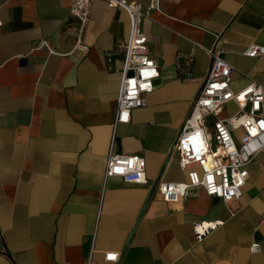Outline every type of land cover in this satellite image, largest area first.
<instances>
[{"label":"crops","instance_id":"1","mask_svg":"<svg viewBox=\"0 0 264 264\" xmlns=\"http://www.w3.org/2000/svg\"><path fill=\"white\" fill-rule=\"evenodd\" d=\"M135 1L160 77L115 126L130 12L96 0L81 29L68 0H0V264H264V150L236 201L202 187L175 204L158 193L161 181L188 180L174 144L209 52L223 49L233 89L264 86V55L244 54L264 45V0ZM237 110L231 102L221 116ZM112 150L142 155L148 182L106 179ZM201 220L223 223L197 241Z\"/></svg>","mask_w":264,"mask_h":264},{"label":"built area","instance_id":"2","mask_svg":"<svg viewBox=\"0 0 264 264\" xmlns=\"http://www.w3.org/2000/svg\"><path fill=\"white\" fill-rule=\"evenodd\" d=\"M68 1L71 2L70 12L79 20L82 29L90 21L96 0ZM104 1L111 8L127 9L132 17L130 39L119 47L124 62L115 115L117 126L130 122L133 109L146 105V95L154 90L160 68L150 56L147 37L141 27L147 14L142 5L135 0ZM156 3L157 0L151 7ZM75 48L85 53L89 51V46L80 37ZM209 54L212 63L208 75L174 144L180 167L187 171L188 180L161 181L158 185L161 198L171 204L178 203L189 189L197 187L226 202L240 199L242 188L249 179L247 166L264 150V86L251 82L241 90L233 89L231 80L235 68L223 58V49ZM244 54L249 57L264 55V45L251 43ZM231 102L237 104L238 110L222 117L223 110ZM111 176L122 177L126 183L145 184L148 182L146 159L139 154H118L112 150L107 158L105 178ZM222 223L220 220L196 221L193 226L196 240L202 241ZM250 250L252 253L260 251L261 244L252 243ZM119 256V252L105 253L107 261L117 262ZM86 264L96 263L90 257Z\"/></svg>","mask_w":264,"mask_h":264}]
</instances>
